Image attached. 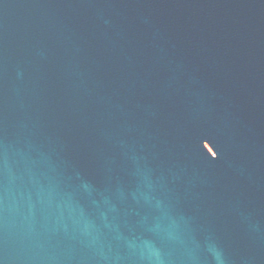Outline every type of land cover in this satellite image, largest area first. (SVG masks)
I'll use <instances>...</instances> for the list:
<instances>
[{
	"label": "water",
	"instance_id": "1",
	"mask_svg": "<svg viewBox=\"0 0 264 264\" xmlns=\"http://www.w3.org/2000/svg\"><path fill=\"white\" fill-rule=\"evenodd\" d=\"M0 264H264V0H0Z\"/></svg>",
	"mask_w": 264,
	"mask_h": 264
}]
</instances>
